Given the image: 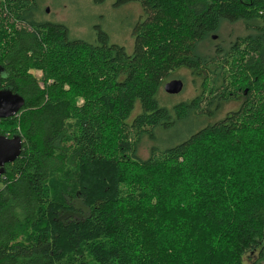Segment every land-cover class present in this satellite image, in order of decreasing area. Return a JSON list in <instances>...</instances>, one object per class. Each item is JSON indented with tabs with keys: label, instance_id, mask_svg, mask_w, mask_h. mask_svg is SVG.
<instances>
[{
	"label": "trees",
	"instance_id": "obj_1",
	"mask_svg": "<svg viewBox=\"0 0 264 264\" xmlns=\"http://www.w3.org/2000/svg\"><path fill=\"white\" fill-rule=\"evenodd\" d=\"M110 1L143 8L131 52L0 0V89L24 100L0 119L23 140L0 177V264H262L264 0ZM223 22L246 33L213 43ZM178 70L207 109L245 97L217 122L203 97L170 109L159 94ZM177 123L192 125L138 157Z\"/></svg>",
	"mask_w": 264,
	"mask_h": 264
},
{
	"label": "rangeland",
	"instance_id": "obj_2",
	"mask_svg": "<svg viewBox=\"0 0 264 264\" xmlns=\"http://www.w3.org/2000/svg\"><path fill=\"white\" fill-rule=\"evenodd\" d=\"M36 4V18L39 21L65 25L72 38L87 42H94L97 40L100 31L105 32L109 36L110 42L123 46L128 52L132 51L134 44V26L144 19L145 14L143 8L138 3H129L116 7L114 2L110 0L103 4H96L94 0H36ZM47 9H49L48 13L46 12ZM245 33L246 30L243 24L223 22L217 34L219 36L217 43L221 41L232 42ZM36 76L39 78L41 73H36ZM175 79L181 80L184 83V90L180 95L169 96L165 93L164 88H162L159 94V101L170 109L178 104L193 100L198 94L197 88L200 89V92L202 91L200 80L196 76L189 74L186 70L174 72L167 82ZM234 108L235 105L227 103L223 105L221 113L224 114L226 110ZM209 110L210 108L206 110V106L202 108V111L206 115L209 113L207 112ZM139 113L140 108L136 106L130 119H134ZM221 113L217 114L216 117L218 115L222 116ZM202 124L204 125V123ZM190 125L192 123L183 125L177 123L175 127L169 130H159L156 133L157 141L144 139L138 147V157L147 159L150 155L151 147L158 146L165 148V141H174L183 137L190 129ZM257 259L264 264V258L261 260L257 255L252 260L256 261Z\"/></svg>",
	"mask_w": 264,
	"mask_h": 264
},
{
	"label": "water",
	"instance_id": "obj_3",
	"mask_svg": "<svg viewBox=\"0 0 264 264\" xmlns=\"http://www.w3.org/2000/svg\"><path fill=\"white\" fill-rule=\"evenodd\" d=\"M49 12V9L46 10ZM213 40H217L216 35L212 36ZM2 72L0 70V79ZM164 91L168 95H178L183 91L184 83L175 79L164 85ZM24 107V100L19 95L14 94L10 90L0 89V119H8L17 116ZM23 148V140L19 136L8 137L0 135V177L6 165L14 163L21 155Z\"/></svg>",
	"mask_w": 264,
	"mask_h": 264
},
{
	"label": "flooded vegetation",
	"instance_id": "obj_4",
	"mask_svg": "<svg viewBox=\"0 0 264 264\" xmlns=\"http://www.w3.org/2000/svg\"><path fill=\"white\" fill-rule=\"evenodd\" d=\"M257 20L259 21L260 19L258 18ZM214 35L217 36V34H214ZM217 37H219V36H217ZM217 40H213L212 39V36H211V41L213 43H216ZM186 71L189 74H191L192 76H194V73L192 71H190V70L189 71L186 70ZM183 90H184V88H183ZM196 91L198 92V94L196 95L195 98H198L199 99V98H202L203 97V104L202 105L205 106V102L208 99L207 95L202 96L199 88H197ZM180 94H178V95H180ZM178 95H169V96H178ZM244 97H245V95H242V94L238 95L235 98H233V96H232V99L229 102H227V103H230V104L235 105V108L234 109H230V110H226L224 114L221 113L222 112L221 109H222L223 106H222V104H220L221 103L220 100L217 101V97L216 96L212 97L213 98V101L216 103V106L214 108H211L210 109L211 110V117H209V121H211V122H217V121H220V120L224 119L226 116L230 115L234 110H236L239 107V105L242 102V100H243ZM195 98H193V99H195ZM202 108L203 107L201 106V109ZM206 110H207V108H206ZM220 113L222 114V116L221 115H218V117H216V115L217 114H220Z\"/></svg>",
	"mask_w": 264,
	"mask_h": 264
}]
</instances>
